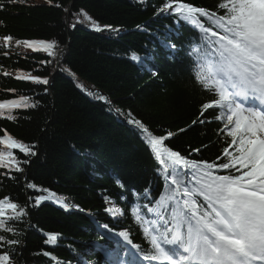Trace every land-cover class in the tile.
<instances>
[{
	"label": "trees",
	"instance_id": "obj_1",
	"mask_svg": "<svg viewBox=\"0 0 264 264\" xmlns=\"http://www.w3.org/2000/svg\"><path fill=\"white\" fill-rule=\"evenodd\" d=\"M166 2L171 0H26L24 4L0 0V102L20 96L39 101L35 108L13 110L14 121L7 119V110L0 116V138L6 130L35 145L37 153L25 157L0 145V151L30 160L20 173L0 168V199L9 198L26 213L20 221H9L11 210L2 217L19 233L0 230L6 240L21 242L11 246L16 249L14 264H77L73 250L87 264H119L126 259L117 248L123 241L105 224L115 231L129 230L135 244L148 247L130 215L117 220L105 211L111 206L105 197L127 213L134 190L143 194L150 187L154 197L163 190L162 177L157 176L162 166L127 123L129 113L158 137L173 133L166 146L185 157L226 162L223 149L230 138L222 129L227 121L216 120L214 109L200 116L201 106L214 96L196 84L193 61L187 55L198 30L172 14L160 13ZM181 2L215 11L220 0ZM82 11L101 31L77 23ZM205 24L210 26L206 20ZM7 36L13 39L5 47ZM17 40L54 41L57 55L33 52L17 45ZM165 44H174L175 51ZM133 54L153 58L138 63L131 59ZM20 74L47 78L49 84L17 80ZM194 120L198 122L193 124ZM28 183L37 187L28 189ZM45 188L64 198L69 210L51 201L35 207V196L48 194L41 191ZM48 234L58 235L55 246L45 243ZM9 250L7 243L0 247V253ZM45 251L51 256H44Z\"/></svg>",
	"mask_w": 264,
	"mask_h": 264
},
{
	"label": "snow or ice",
	"instance_id": "obj_2",
	"mask_svg": "<svg viewBox=\"0 0 264 264\" xmlns=\"http://www.w3.org/2000/svg\"><path fill=\"white\" fill-rule=\"evenodd\" d=\"M139 2L143 3V0ZM8 3L24 4L26 0H8ZM159 12L172 14L189 27L194 26V31L198 30L187 55L193 61L191 73L196 84L214 96L212 101L201 106L200 116L203 117L208 109H214L216 120L227 121L222 129L230 138V143L223 149L226 162L185 157L166 146V140L173 133L158 137L129 113L127 123L139 132L155 160L162 165L157 176L162 177L163 190L158 197L153 196L150 187L143 194L134 190L127 213L110 197H105V203L111 205L105 211L117 220L130 215L148 244L147 248L135 244L129 230L115 231L107 224L103 227L123 241V244L117 242V248L123 250L126 259H120L119 264H264V0H220L215 11L171 0ZM80 15L83 20L77 18V23L92 20L83 11ZM205 20L210 26H206ZM92 28L101 31L94 21ZM105 28L114 30L111 25ZM12 39L11 36L4 37V46H10ZM16 44H23L33 52L47 53L50 57L57 55L54 41L17 40ZM165 47L176 49L174 44H165ZM151 58L131 56L138 63ZM153 75L158 73L153 72ZM16 79L30 80L37 85L49 84L47 78L26 74L17 75ZM97 98L105 99L103 96ZM38 103L26 96L0 102V116L7 110V119L14 121L13 110L35 108ZM115 111L120 112L119 109ZM0 145L4 149L18 150L25 157L37 155L35 145L17 140L6 130ZM193 151L198 153L200 150ZM29 163L28 159H18L13 151H0V168L20 173L24 171L22 165ZM116 183L123 188L119 179ZM36 187L33 183L27 184L28 189ZM41 191L48 194L35 196V207L51 201L65 211L69 210L70 205L64 198H57L46 188ZM126 199L121 197V200ZM6 210L14 213L9 221H20L26 213L9 198L0 199V230L18 235L16 229L6 226L2 219ZM57 240V234H48L45 243L55 246ZM5 243L10 250L0 253V264H14L12 256L16 249L11 246L21 242L0 236V247ZM43 255L50 257L51 253L45 251ZM73 255L78 256L77 264H87L81 254L73 250Z\"/></svg>",
	"mask_w": 264,
	"mask_h": 264
},
{
	"label": "rangeland",
	"instance_id": "obj_3",
	"mask_svg": "<svg viewBox=\"0 0 264 264\" xmlns=\"http://www.w3.org/2000/svg\"><path fill=\"white\" fill-rule=\"evenodd\" d=\"M80 20H83V16H81L80 18H78ZM83 23L92 26V20L91 21H84ZM15 46V45H14Z\"/></svg>",
	"mask_w": 264,
	"mask_h": 264
}]
</instances>
